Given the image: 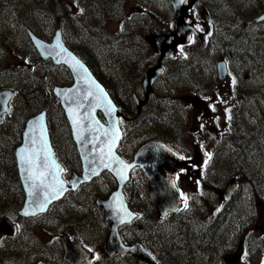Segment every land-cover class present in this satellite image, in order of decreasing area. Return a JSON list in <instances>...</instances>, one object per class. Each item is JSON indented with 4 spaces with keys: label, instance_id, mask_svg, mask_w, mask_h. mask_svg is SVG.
Listing matches in <instances>:
<instances>
[{
    "label": "rangeland",
    "instance_id": "1",
    "mask_svg": "<svg viewBox=\"0 0 264 264\" xmlns=\"http://www.w3.org/2000/svg\"><path fill=\"white\" fill-rule=\"evenodd\" d=\"M7 1L0 0V89L24 86L28 94L36 95L29 114L40 106L48 109L51 137L67 175L77 171L79 164L50 89L57 83H69L71 77L63 66L39 59L24 25L49 40L55 23L60 22L65 43L90 60L122 108L125 136L118 147L122 156L127 158L138 142L157 135L184 149L187 156L192 152V162L176 175L183 202L178 212L160 216L148 197L146 182V224L143 175L132 172L125 191L139 217L125 231L146 240L163 264H231L226 257L240 242L242 251L233 264H263L264 44L260 35L264 34V24H249L247 18L237 22L234 12L248 4L247 0H239L233 5L235 9L231 8V17L224 23L219 21L229 27L221 26V35L208 20L211 26L202 45L206 47L202 61L166 70L137 117L129 99L135 91L143 97L141 73L153 50L146 42L151 37H146V20L159 28L155 17L160 0H14L10 7ZM67 2L74 6L72 10L67 9ZM219 57L225 60L226 68L227 62L229 66L223 79L215 72ZM23 100L22 94L14 95L10 112L0 121V221L8 218L17 224L12 236L0 229V264H29L36 259L66 264L60 232L66 231L96 249L107 224L94 199L112 189L113 179L102 173L55 203L45 215L18 217L23 193L9 169V151L4 146L20 137L29 115V105ZM207 126L209 129L201 133ZM232 176L240 185L225 201L222 191ZM89 264L133 263L129 257L115 260L97 253Z\"/></svg>",
    "mask_w": 264,
    "mask_h": 264
},
{
    "label": "water",
    "instance_id": "2",
    "mask_svg": "<svg viewBox=\"0 0 264 264\" xmlns=\"http://www.w3.org/2000/svg\"><path fill=\"white\" fill-rule=\"evenodd\" d=\"M172 2L176 7V0H172ZM68 5L69 7L71 6L69 3ZM176 13L177 29L164 35L155 36V44L160 54L159 61L172 54V50L176 43L184 41L185 33L177 32L178 27L182 23L183 15L177 9ZM262 17H264V14L259 18ZM27 33L41 58H50L55 64H63L71 73V84L54 85L52 91L58 98L68 121L71 136L75 142L76 149L81 160L82 172L81 174H73L67 184L61 177V171H59L58 178L64 181L63 192L62 194H59L57 198L51 199L46 203L45 191H41L38 197L29 195L32 191L31 185L33 181L29 178V174L26 171L29 166L24 162L22 157H26L30 154V152L34 151L39 157L37 160L38 164H42L44 157L47 155L49 157V164H51L52 161H55V164L60 166L50 145L45 110L29 117L26 120L22 131L21 143L14 149L17 174L25 195L23 204L18 209V214L28 217L34 216L38 213H43L52 202L60 199L66 191L74 190L79 184L87 182L100 171L107 170L114 176L117 182V188L113 190L106 199L97 198L96 202L104 208L105 217L109 221L108 233L105 240L106 247L108 249H119V247H117V241H119L118 227L124 223L130 222L136 217V213L128 207L122 192V187L129 178L130 169L133 167H140L146 174L149 180L150 198L157 206L160 214L164 215L169 210L174 211L179 207L180 198L178 190L176 186L173 187L174 174L177 170L182 168L184 164L181 161V158L174 151L158 140H150L142 143L135 151L132 160H124L116 152V147L122 135V131L119 126L117 106L110 97L106 88L94 76L86 63L66 46L62 37L60 24L56 25L50 41L43 39L29 28H27ZM57 35H59V45L67 51H62L61 47L57 46ZM167 40L169 41L168 43H166ZM73 56L84 65L87 69V73H83L80 70H73ZM218 69L219 74L223 76V69L220 64L218 65ZM159 72H161L159 64L145 67L142 80L145 97L144 99H140L138 96L134 95V103L137 113L146 102V92L148 93L151 91L153 78ZM93 81L95 83H92ZM96 85H99V88H97ZM101 89L103 90L102 92ZM13 92L14 90L10 88L0 90V117L2 113L8 112L7 101ZM89 93H92V95H89ZM109 101L111 102L110 104ZM111 108H114L115 111H110ZM97 112H100L104 116L105 122L101 121ZM40 116L44 117L42 122L37 120ZM74 118L80 121L79 125L73 124ZM95 122H98V124ZM112 128L116 130L115 134L119 136V140L116 141V146L113 149L115 155L119 157L120 160L132 166L122 169V173L126 177L124 180H121L116 172L104 167V163L110 164L111 168L119 167V165L112 163L107 156L108 148L104 133L108 132ZM80 136H83L86 139L81 140L79 139ZM94 137H97L98 139H94ZM33 141H35V143H33ZM42 141H46L49 151L46 152L43 150ZM102 152L104 153L103 163L100 161ZM60 169H62L61 166ZM38 171H48L55 174L58 170L55 167H51L49 169L40 167ZM93 172H95V174H92ZM36 183L38 184L39 181L37 180ZM45 183L48 185H54L56 180L53 175H48ZM237 187V179L235 177L230 178L223 190L224 197L226 199L229 198ZM41 204H44L43 210H41ZM25 210L28 212L27 215H25ZM126 213H130L131 215L128 216ZM121 219L124 220L123 223H121ZM0 226L4 227L8 232H14L15 230L14 224L9 222L7 219L2 220L0 222ZM62 242L65 247L64 259L74 261L77 264H81L90 259L91 253L84 250L78 241H70L65 235H62ZM137 247L139 248V252L135 254L137 258L146 261L148 264H158L154 256L147 250L145 251L140 244L131 246V250L135 251ZM241 250L242 243H240L237 251L229 256L227 260L233 264L234 259L238 257ZM74 251L76 252V255L72 254ZM34 264L45 263L37 261Z\"/></svg>",
    "mask_w": 264,
    "mask_h": 264
},
{
    "label": "flooded vegetation",
    "instance_id": "3",
    "mask_svg": "<svg viewBox=\"0 0 264 264\" xmlns=\"http://www.w3.org/2000/svg\"><path fill=\"white\" fill-rule=\"evenodd\" d=\"M239 0H185V3H179L178 4V11L182 10L183 14V21L187 26H190L194 29V33H191L189 37H191V40L188 39L185 42L179 43L175 46V49L173 51L172 56L165 58L161 61L160 65L162 66V73L159 77H156L155 82L159 78H161L165 73L166 70H172L177 68L178 66L184 64H192L193 62L197 61H202L201 57L205 53L206 47H203V42L206 40L204 39L205 36L208 35V30L210 28V23L208 20H211L215 26L218 27V34H222L221 26L226 27L227 29L229 28L227 25H222L221 23H224L231 17V8L233 7L235 9V6ZM248 4H244L241 8L238 10L236 9L234 12V17L237 18V22H239L240 19L242 18H247L249 19L248 22L249 24H256V25H261L264 24V20H261L257 23H250V21H254L253 19L260 15L261 13L264 12V0H247ZM160 9H156V12L158 14L155 19L159 22V28L155 29L153 25H150L148 21L146 20V37L151 34V37L146 40V42L151 43L153 45V50L152 54L146 58V66L149 64H157L159 60V53L154 46L152 40L153 36L156 34H162L167 31H170L174 28L175 22V11L170 3L169 0H160ZM250 7H252V10H250ZM249 11V12H248ZM162 13H166V16H164ZM213 14H216V17L214 18ZM224 18V19H223ZM217 19V20H215ZM221 23H220V22ZM217 23V24H216ZM168 24V27H167ZM236 29V28H235ZM226 34V33H225ZM224 34V37H225ZM260 43H263L264 40V34L260 35ZM227 41H225L223 44L226 45ZM221 53V51L219 52ZM201 54V55H200ZM218 61H224L225 60L222 57H219L217 59ZM217 61V62H218ZM200 63V62H199ZM227 69L229 71V66L227 62ZM216 74L217 71L215 70ZM175 73H172L170 76H173ZM156 92L155 88L152 93ZM150 102V98L146 102L147 104ZM209 110V109H208ZM216 115H221V113L216 114ZM226 118L224 117L222 121H225ZM232 124V123H231ZM228 125V124H225ZM233 125V124H232ZM209 127L207 126L204 130L201 131V133H204L205 130H208ZM211 134L213 136H216L217 133L215 130H211ZM159 135H157L158 137ZM171 148H173L177 153H179L182 157H184L185 161V167L180 170L184 171L186 168L187 163L192 162V152H189V156H187V152L184 149H179L178 147L175 148L172 144H168ZM195 146H193V149ZM178 171L177 173H179ZM144 179V195H145V201L143 204V210L145 213V220L144 223L146 224V175L143 177ZM181 195V194H180ZM128 199V197H127ZM129 201V199H128ZM183 203V202H182ZM129 204L131 206V203L129 201ZM182 207V204H181ZM180 207V208H181ZM99 208V207H98ZM131 208L138 213L139 216V211L134 209L132 206ZM101 210V208H99ZM180 209L176 210L175 212H168L166 214H172L178 212ZM102 211V210H101ZM103 213V211H102ZM104 217V216H103ZM138 218V217H137ZM134 221L128 224H123L122 226L119 227V234H120V239L124 244H134L136 242H140L142 246L146 249H148L150 252H152L158 261L162 264L160 255L157 254L151 247L146 245V240H140L138 239L137 236L129 235L127 231H125V228L128 227L130 224H132ZM108 225V224H107ZM107 225H106V230L104 236L100 239L99 244L96 245V250L94 247L91 248L89 247L84 241H82L80 238L72 237L68 232L62 231L60 234H66L71 240H79L83 246V248L89 250L92 249L91 255L93 257L91 258L94 259L95 255L98 253H101L102 255H105L107 259H124L129 257L132 261L133 264H146V262L140 261L137 258H135L133 255L136 254V252L129 250L130 253L128 252H116V251H121V248L119 249H108L107 247L105 248L104 246V239L107 233ZM2 232H4L3 228H0ZM5 233V232H4ZM60 234H59V239H60ZM61 242V241H60ZM121 247V246H120ZM62 248V257L64 255V249L63 245L61 244ZM132 251V252H131ZM72 254L76 255V252H72ZM80 255V254H79ZM91 260L85 264H89ZM72 264V263H70Z\"/></svg>",
    "mask_w": 264,
    "mask_h": 264
},
{
    "label": "snow or ice",
    "instance_id": "4",
    "mask_svg": "<svg viewBox=\"0 0 264 264\" xmlns=\"http://www.w3.org/2000/svg\"><path fill=\"white\" fill-rule=\"evenodd\" d=\"M179 3H181V4L185 3V0H179ZM261 19L264 20V17H262ZM189 39L191 40V37H189ZM57 46L61 47L62 51H67L66 49H63L62 46L59 45V35H57ZM69 55H71V54H69ZM72 60L74 61V64L72 65L74 71L80 70L83 73H87V69L84 67V65L79 60H77L74 56L72 57ZM92 83H95V82L93 81ZM96 87L99 88V85H96ZM102 91L103 90L101 89V92ZM89 95H92V93H89ZM110 103L111 102L109 101V104ZM110 111H115V109L111 108ZM43 119H44L43 116H40L37 118V120L41 121V122L43 121ZM95 123L98 124V122H95ZM73 124L79 125L80 121L74 118ZM89 130H91V129H89ZM115 131L116 130L114 128H112L108 132H105L104 136H105V140H106L107 148H108L107 156L112 163L119 165V167L111 168L110 164H107V163H104V167L109 168L111 171L116 172V174L119 176V178L121 180H124V179H126V177L123 175L122 169L132 167V166L127 164L126 162L120 160L119 157H117L113 151V149L116 146V141L119 140V136H117L115 134ZM79 139L84 140L86 138L83 136H80ZM94 139H98V138L94 137ZM33 143H35V141H33ZM101 143H103V142H101ZM42 144H43V150L46 152L49 151L47 148L46 141H42ZM180 158L184 159V157H180ZM22 159L29 166L26 169V171L29 174V178L32 179V181H33L32 185H31L32 191L29 193L30 196L38 197L39 193L41 191H45V203H46L47 201H49L51 199L57 198V196L59 194H62L64 181L60 180L58 178V176H59V171H63V169H60V166L58 164H55V161H52L51 164H49V162H48L49 157L46 155L44 157L43 163L38 164L37 160L39 159V157H38V154L35 153L34 151L30 152V154L28 156L22 157ZM100 161H101V163L104 162V153L103 152L101 153ZM205 164H207V161H205ZM40 167H43L44 169H49L51 167H55L58 171L55 174L48 172V171H38V169ZM92 174H95V172H93ZM48 175H53L54 179L56 180V183L54 185H48L45 183ZM37 180L39 181L38 184L36 183ZM173 187H175V184H173ZM43 207H44V204H41V210H43ZM27 214H28V212H27V210H25V215H27ZM126 215L130 216L131 214L126 213ZM123 222H124V220L121 219V223H123ZM88 251L91 252L92 249H89Z\"/></svg>",
    "mask_w": 264,
    "mask_h": 264
},
{
    "label": "trees",
    "instance_id": "5",
    "mask_svg": "<svg viewBox=\"0 0 264 264\" xmlns=\"http://www.w3.org/2000/svg\"><path fill=\"white\" fill-rule=\"evenodd\" d=\"M77 53L81 56V57H83L84 59H85V61L88 63V64H90L91 65V62H90V60H88L86 57H85V55L82 53V52H78L77 51ZM93 69V68H92ZM93 71H94V73L100 78V76L95 72V70L93 69ZM101 79V78H100ZM101 80H103V79H101ZM105 83V82H104ZM106 84V83H105ZM107 85V84H106ZM107 87H108V85H107ZM27 88H25L24 86H20L19 87V94H22L23 95V99H24V103H25V106H28L29 105V108H28V113H27V115L29 114V113H31L33 110H34V106H33V102H32V100L33 99H35L36 98V95H35V93L33 92V93H31L30 95L27 93ZM32 91H34V88L32 87ZM131 96V95H130ZM129 106L131 107V111L133 112V115L134 116H136V114H135V110H134V107H133V105H132V102H131V98L129 99ZM43 107V106H42ZM63 126H64V128H65V131H67V127H66V123H65V120H63ZM14 146V145H13ZM4 150L6 151V150H8L9 152H8V156H9V162H8V164H9V169H10V171H11V173L13 174V177H15L16 178V171H15V164H14V158H13V154H12V146H10V144L8 143V142H6V145L4 146Z\"/></svg>",
    "mask_w": 264,
    "mask_h": 264
},
{
    "label": "bare ground",
    "instance_id": "6",
    "mask_svg": "<svg viewBox=\"0 0 264 264\" xmlns=\"http://www.w3.org/2000/svg\"><path fill=\"white\" fill-rule=\"evenodd\" d=\"M15 2H16V1H14V0H8L7 3H6V6H7V7H10L11 4H15Z\"/></svg>",
    "mask_w": 264,
    "mask_h": 264
}]
</instances>
